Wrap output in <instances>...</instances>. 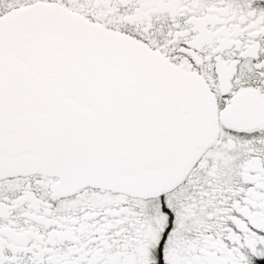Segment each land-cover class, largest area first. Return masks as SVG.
Wrapping results in <instances>:
<instances>
[{
  "label": "snow or ice",
  "instance_id": "snow-or-ice-1",
  "mask_svg": "<svg viewBox=\"0 0 264 264\" xmlns=\"http://www.w3.org/2000/svg\"><path fill=\"white\" fill-rule=\"evenodd\" d=\"M0 264H264V0H0Z\"/></svg>",
  "mask_w": 264,
  "mask_h": 264
}]
</instances>
